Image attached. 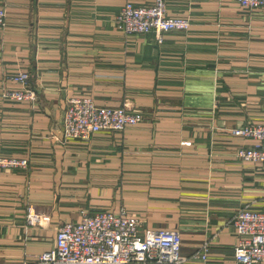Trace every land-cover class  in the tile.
Segmentation results:
<instances>
[{
  "label": "crops",
  "instance_id": "0c3cea01",
  "mask_svg": "<svg viewBox=\"0 0 264 264\" xmlns=\"http://www.w3.org/2000/svg\"><path fill=\"white\" fill-rule=\"evenodd\" d=\"M127 1L154 0H0V156L29 161L0 169V264L31 263L63 223L121 207L142 232L179 231L182 264H238L235 214L264 211V165L239 159L251 142L231 134L264 123V8L165 0L167 16L191 27L159 44L124 34L116 18ZM22 71L34 100L3 98L27 89L11 79ZM72 98L145 120L62 144L53 136ZM29 207L41 224H28Z\"/></svg>",
  "mask_w": 264,
  "mask_h": 264
},
{
  "label": "built area",
  "instance_id": "2783aa9c",
  "mask_svg": "<svg viewBox=\"0 0 264 264\" xmlns=\"http://www.w3.org/2000/svg\"><path fill=\"white\" fill-rule=\"evenodd\" d=\"M250 11L263 9L264 0H235ZM8 14L0 9V28L7 26ZM126 36L153 34L159 44L164 34L188 31L189 19L168 17L165 0H154L149 5H135L127 1L116 18ZM12 81L20 84L23 91L7 90L3 98L34 100L28 87L31 74L22 71ZM145 118L139 111L122 108L99 107L90 98L68 100L58 134L53 137L65 144L69 140H89L101 132H123L138 126ZM234 137L249 140L251 144L240 148L237 157L243 161L264 165V123H248L233 128ZM190 146L191 142H184ZM26 159L0 156L1 170H25ZM42 216L29 207L28 224H41ZM234 228L240 241L235 247L234 259L238 264H264V211L249 205L240 208L234 217ZM140 219L131 216L125 208L96 215H86L75 222H65L57 230L55 246L31 263L25 264H182V235L168 229H149L142 232ZM209 246H202L197 256L203 263L208 261Z\"/></svg>",
  "mask_w": 264,
  "mask_h": 264
},
{
  "label": "rangeland",
  "instance_id": "374dc122",
  "mask_svg": "<svg viewBox=\"0 0 264 264\" xmlns=\"http://www.w3.org/2000/svg\"><path fill=\"white\" fill-rule=\"evenodd\" d=\"M240 148H242V147H240ZM240 148H239V149H240ZM239 149H238V150H239ZM237 152H238V151H237ZM121 208H124V207H121ZM121 208H120V209H121ZM125 209H126V208H125ZM126 210H127V209H126ZM117 211H118V210H117Z\"/></svg>",
  "mask_w": 264,
  "mask_h": 264
}]
</instances>
